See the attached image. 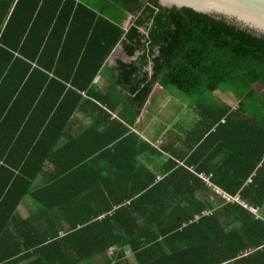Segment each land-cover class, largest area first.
<instances>
[{"label":"trees","instance_id":"16d2710c","mask_svg":"<svg viewBox=\"0 0 264 264\" xmlns=\"http://www.w3.org/2000/svg\"><path fill=\"white\" fill-rule=\"evenodd\" d=\"M14 1L0 0V264H89L112 247L121 254L106 264H253L264 256V92L254 90L264 89V39L158 0H100L96 9L18 0L9 14ZM118 44L137 58L107 69L111 99L95 80ZM157 84L187 96L203 129L196 150L182 166L170 161L160 181L139 162L149 148L129 129ZM217 91L243 106L254 93L261 100L242 120L210 104ZM119 105L116 118L104 110ZM77 113L92 125L67 138ZM232 122L252 123L263 149L249 137L244 154L222 151ZM198 174L262 207L263 218L226 203ZM29 199L37 213L21 220L17 209Z\"/></svg>","mask_w":264,"mask_h":264},{"label":"crops","instance_id":"0c3cea01","mask_svg":"<svg viewBox=\"0 0 264 264\" xmlns=\"http://www.w3.org/2000/svg\"><path fill=\"white\" fill-rule=\"evenodd\" d=\"M17 1L18 0H15L13 2V5H11V10L9 14L12 12V9H14ZM78 1L81 2V0ZM85 4L95 9L99 6L98 3ZM131 21L132 17L130 16L125 22V29H127ZM140 31L142 33H145L143 29ZM136 58L137 57H128L124 52L122 44L117 45L112 54L106 60L104 66V68L106 69L103 68L97 75L95 80V86L99 90H102V95L109 96L111 99H114L112 97V94H108L109 92H112V89H110L109 87V83L113 81V75L107 69H113L117 66L118 63H123L127 65L132 64L136 61ZM149 70V72H151L150 68ZM173 89L174 88L172 87L164 88L159 84L154 86L136 123L133 127H129L131 133L136 134L137 137H139L142 142H144V144L149 148V150H146V154L142 155L139 158V162L142 163L144 167L150 172V174L156 177V179L159 181L166 176L167 172L165 171L169 162L174 161L179 164V166H182L184 161H186L189 156L196 150L199 145L198 143L202 137L201 131L203 129L201 126L200 115L196 112L195 107L192 106L191 101L190 103H187V105H182V103L179 101L180 96H177L174 93V90L176 89ZM254 90L256 94H262L264 92V89L259 85L256 86ZM116 91L123 92V94L126 93L120 88H118ZM176 91L178 92V90ZM255 93L252 99L254 101H250V107L243 106L244 101H241V99L238 98L232 92H214L212 95L216 96V99L212 100L211 98H209V102L213 107H217L222 104L223 106L228 108L227 115L236 114V117L245 120L247 118H250L248 117L249 114L254 113V110L258 107L257 105H252V103L257 104L261 100V98H257V95ZM185 97L188 99L187 96ZM112 103H114V100H112ZM175 103L180 104L176 105ZM104 110L111 113L113 118H116L117 113L122 110V105L117 106L114 113L110 112L106 108H104ZM96 118L101 120V117L98 115ZM74 119L75 123H73L72 125L69 124V127L67 126V138H69V134L71 133L85 132L83 129L92 125V118L86 116L83 113H77ZM251 125L252 123L241 124L239 122H232L229 123L226 127H224L221 132V150L224 151L223 149L226 148L227 153H231L232 155L234 152V148H236L237 153L241 152V154H244L245 152H247V150L251 148V144L249 143V137H253L255 140L254 151L262 150L263 146H261V140L259 137L260 132L258 131V140H256L254 132H252V129H250L253 128ZM66 137H63L61 145H66ZM130 150H132L131 146L126 149V152H129ZM150 150L156 151L157 154L151 153ZM213 150H217V147L213 148ZM124 157L125 156H122L120 161H125ZM197 176L200 177L206 183L208 188L212 189V191L216 195H218L221 199L225 200L223 196H221L225 192L214 186L213 182L211 181L212 175L206 176L205 174H198ZM254 176H257V174L255 173L252 175L248 184L252 183L251 179ZM41 184L42 180L39 179L36 182V186H40ZM35 189L38 188L35 187ZM226 203L230 204V202L227 201ZM238 204H240L245 209H249L250 211H252L256 215L257 219L263 218L262 207L254 206L248 201H240V203ZM37 207L38 206L33 203L30 199L24 200L21 202L20 206L17 209V215L18 217H20L21 220L32 219L33 216L37 213ZM27 225L29 227V224ZM28 253L31 254L32 252ZM124 253L125 258H127V260L129 261L130 257L132 258L129 249L125 248ZM83 254L85 253L82 252L79 255L82 256ZM120 254L121 253L119 252L117 247H112L109 251H107L105 257H96V259L89 261V264H106L107 259L112 260L113 258L118 257ZM249 255L251 254H244L242 257H248ZM19 256L27 255L23 252ZM262 258H264V256L257 255L253 261V264H262ZM31 261L32 259L28 257L27 259H25V261L19 264H29ZM84 264H86V262Z\"/></svg>","mask_w":264,"mask_h":264},{"label":"water","instance_id":"95a60500","mask_svg":"<svg viewBox=\"0 0 264 264\" xmlns=\"http://www.w3.org/2000/svg\"><path fill=\"white\" fill-rule=\"evenodd\" d=\"M153 1V0H148ZM168 10L190 9L264 39V0H158Z\"/></svg>","mask_w":264,"mask_h":264},{"label":"rangeland","instance_id":"374dc122","mask_svg":"<svg viewBox=\"0 0 264 264\" xmlns=\"http://www.w3.org/2000/svg\"><path fill=\"white\" fill-rule=\"evenodd\" d=\"M81 2H83V3H88V4H94V3H98V4H100V0H81ZM148 71H150L149 69H148ZM174 90V89H173ZM219 92H221V93H223L222 91H219ZM174 93L177 95V96H180V102L182 103V105H187V103H190V99L188 100L186 97H185V95L183 94V93H181V92H177L176 90H174ZM214 95H217V94H214ZM209 98H211L212 100H215L216 99V96H213V95H211ZM174 103V102H173ZM176 104V103H175ZM180 103H178V104H176V105H179Z\"/></svg>","mask_w":264,"mask_h":264},{"label":"built area","instance_id":"2783aa9c","mask_svg":"<svg viewBox=\"0 0 264 264\" xmlns=\"http://www.w3.org/2000/svg\"><path fill=\"white\" fill-rule=\"evenodd\" d=\"M221 196H223V198L230 203H240V199L237 196H230L228 194L223 193Z\"/></svg>","mask_w":264,"mask_h":264}]
</instances>
